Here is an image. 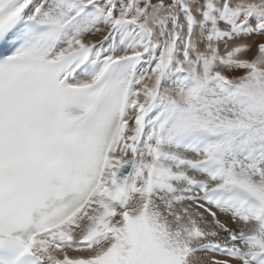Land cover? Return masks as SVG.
<instances>
[{"label": "snow or ice", "instance_id": "1", "mask_svg": "<svg viewBox=\"0 0 264 264\" xmlns=\"http://www.w3.org/2000/svg\"><path fill=\"white\" fill-rule=\"evenodd\" d=\"M0 264H264V0H0Z\"/></svg>", "mask_w": 264, "mask_h": 264}]
</instances>
